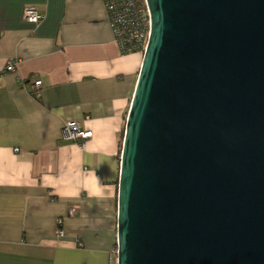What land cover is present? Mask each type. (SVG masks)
I'll use <instances>...</instances> for the list:
<instances>
[{
    "label": "water",
    "instance_id": "1",
    "mask_svg": "<svg viewBox=\"0 0 264 264\" xmlns=\"http://www.w3.org/2000/svg\"><path fill=\"white\" fill-rule=\"evenodd\" d=\"M116 264H264V0H145Z\"/></svg>",
    "mask_w": 264,
    "mask_h": 264
},
{
    "label": "crops",
    "instance_id": "2",
    "mask_svg": "<svg viewBox=\"0 0 264 264\" xmlns=\"http://www.w3.org/2000/svg\"><path fill=\"white\" fill-rule=\"evenodd\" d=\"M26 6L40 23L23 19ZM10 59L15 71L0 77V264H116L121 135L142 53L120 54L102 0H0V66ZM67 121L92 132L82 147L62 136Z\"/></svg>",
    "mask_w": 264,
    "mask_h": 264
},
{
    "label": "built area",
    "instance_id": "3",
    "mask_svg": "<svg viewBox=\"0 0 264 264\" xmlns=\"http://www.w3.org/2000/svg\"><path fill=\"white\" fill-rule=\"evenodd\" d=\"M114 41L120 54L133 52L143 54L150 34V12L145 0H102ZM23 19L38 24L44 15L34 6H26L22 12ZM16 59H10L4 66H0V77L5 73L15 71ZM41 80L35 79L30 85V93L34 98H39ZM92 132L82 129L76 121H67L62 128V136L73 140L80 147L90 138ZM74 208L69 209L72 213ZM57 223L60 225L61 220ZM61 234L62 231L59 230ZM81 244V243H80Z\"/></svg>",
    "mask_w": 264,
    "mask_h": 264
},
{
    "label": "trees",
    "instance_id": "4",
    "mask_svg": "<svg viewBox=\"0 0 264 264\" xmlns=\"http://www.w3.org/2000/svg\"><path fill=\"white\" fill-rule=\"evenodd\" d=\"M123 133H124V131H123ZM123 133H122V135H121V146H122ZM120 152H121V148H120Z\"/></svg>",
    "mask_w": 264,
    "mask_h": 264
}]
</instances>
